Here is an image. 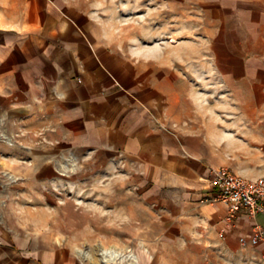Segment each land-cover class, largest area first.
<instances>
[{
    "label": "crops",
    "instance_id": "0c3cea01",
    "mask_svg": "<svg viewBox=\"0 0 264 264\" xmlns=\"http://www.w3.org/2000/svg\"><path fill=\"white\" fill-rule=\"evenodd\" d=\"M239 2V17L254 19L246 26L262 31L245 37L255 56L223 74L224 82H237L230 90L236 103L223 113L237 116L184 123L176 111L183 91L172 95L161 73L135 76L85 21L52 0H0V264H59L52 247L37 244L39 225L49 223L40 216L54 193L55 157L67 166L76 157L94 161L100 175L138 170L148 203L164 217L195 234L206 225L214 253L260 264L264 239L251 245L238 238L255 223L264 226V215L226 225V206L202 201L213 167L264 174L231 154L233 139L264 147V0Z\"/></svg>",
    "mask_w": 264,
    "mask_h": 264
},
{
    "label": "rangeland",
    "instance_id": "374dc122",
    "mask_svg": "<svg viewBox=\"0 0 264 264\" xmlns=\"http://www.w3.org/2000/svg\"><path fill=\"white\" fill-rule=\"evenodd\" d=\"M52 1L66 14L85 21L135 76L149 74L153 80L161 73L172 95L183 91L176 107L184 114L182 122L205 123L214 118L221 123L222 118L237 116L223 113L228 111L223 106L235 105L230 90L237 85L234 80L224 82L223 74L230 69L234 73L240 59L255 56L254 50L244 48L245 37L249 30L262 31L260 26H246L253 18L239 17V0ZM233 141L231 154L242 155L235 158L249 160L241 163L252 168H264V157H254L256 150L264 154V147ZM80 159L67 166L62 157H55L54 193L48 195V212L40 216V221L49 223L39 225L37 244L52 247L59 264H91L81 262L75 248L95 249L99 244L129 248L138 264L240 263L214 253L217 244L209 241L206 225L195 234L154 209L138 170L132 177L122 173L123 167L116 175H100L94 161ZM46 196L40 194L39 201L45 202ZM248 263L254 264L251 259Z\"/></svg>",
    "mask_w": 264,
    "mask_h": 264
},
{
    "label": "built area",
    "instance_id": "2783aa9c",
    "mask_svg": "<svg viewBox=\"0 0 264 264\" xmlns=\"http://www.w3.org/2000/svg\"><path fill=\"white\" fill-rule=\"evenodd\" d=\"M208 193L203 200L226 206L224 222L232 225L240 215H264V174L246 177L227 166L213 167L208 176ZM264 239V226L255 223L249 234L239 236L241 244L256 245Z\"/></svg>",
    "mask_w": 264,
    "mask_h": 264
},
{
    "label": "bare ground",
    "instance_id": "6f19581e",
    "mask_svg": "<svg viewBox=\"0 0 264 264\" xmlns=\"http://www.w3.org/2000/svg\"><path fill=\"white\" fill-rule=\"evenodd\" d=\"M74 252L81 262L91 264H138L132 250L115 244H99L95 249L77 247Z\"/></svg>",
    "mask_w": 264,
    "mask_h": 264
}]
</instances>
